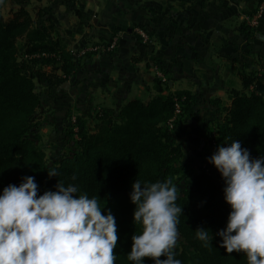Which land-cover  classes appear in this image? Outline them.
<instances>
[{
	"label": "trees",
	"instance_id": "16d2710c",
	"mask_svg": "<svg viewBox=\"0 0 264 264\" xmlns=\"http://www.w3.org/2000/svg\"><path fill=\"white\" fill-rule=\"evenodd\" d=\"M15 6L9 18L0 17V194L8 185L19 186L27 176L35 177L38 195L55 191L58 180L77 186V195L96 197L101 210L105 208L102 214L111 210L115 216V264H135L127 255L132 236L141 234L142 228L134 224L132 185L137 179L142 184L172 179L178 189L176 203L183 209L178 217L182 242L174 249L175 258L182 264H248L246 254H229L220 247L216 233L226 228L231 208L224 199V180L209 158L218 146L236 139L252 158L264 156V72L245 65L240 71L241 90L229 91L230 104L222 99L210 101L221 119L204 126L210 130L207 140L212 150L197 165L185 162L184 146L177 140L184 126L200 114L202 98L189 91L172 92L158 77L147 99L96 109L94 132L86 119L77 117L69 131L74 151L49 165L38 144L42 101L36 82L44 81L50 90L63 94L86 57L71 53L55 37L49 7L31 12L23 0H15ZM242 29L254 40L258 29L246 23ZM52 168L58 177L49 178L47 171ZM201 227L212 232L207 246L195 234ZM145 264L154 260L145 258Z\"/></svg>",
	"mask_w": 264,
	"mask_h": 264
},
{
	"label": "crops",
	"instance_id": "0c3cea01",
	"mask_svg": "<svg viewBox=\"0 0 264 264\" xmlns=\"http://www.w3.org/2000/svg\"><path fill=\"white\" fill-rule=\"evenodd\" d=\"M260 1L23 0L31 12L50 8L55 37L71 53L119 39L113 52L83 59L68 83L70 95L86 91L79 107L95 111L147 99L161 72L172 92L199 94L209 104L228 99L231 88L241 90L245 65L264 72V20L254 40L242 29Z\"/></svg>",
	"mask_w": 264,
	"mask_h": 264
},
{
	"label": "clouds",
	"instance_id": "9594fccd",
	"mask_svg": "<svg viewBox=\"0 0 264 264\" xmlns=\"http://www.w3.org/2000/svg\"><path fill=\"white\" fill-rule=\"evenodd\" d=\"M226 144L209 158L224 180V199L231 208L226 228L216 235L227 253H244L248 264H264V156L252 158L237 139ZM47 172L49 178L59 175L54 168ZM78 191L58 180L55 191L38 195L34 176L24 177L19 186L5 187L0 194V264H115V216L111 210L103 215L105 208L101 210L96 197L77 195ZM177 192L172 179L133 183L134 224L141 225L142 233L132 236L128 260L182 264L174 251L183 213ZM209 231L203 227L195 231L205 246Z\"/></svg>",
	"mask_w": 264,
	"mask_h": 264
},
{
	"label": "rangeland",
	"instance_id": "374dc122",
	"mask_svg": "<svg viewBox=\"0 0 264 264\" xmlns=\"http://www.w3.org/2000/svg\"><path fill=\"white\" fill-rule=\"evenodd\" d=\"M13 6L12 1L4 0V3L0 5V17L7 19L14 8ZM31 6L32 9L35 4ZM18 45L21 54H23V43L20 41ZM36 85L37 92L42 101V106L38 113L41 125L38 132L41 139L38 144L44 151L48 164L53 165L59 162L65 155L74 151L75 143L71 142L69 131L73 127L77 117L86 119L90 125L89 127H91V131L94 132L93 125L95 120L93 118L96 106H90V108H85L84 110L79 107L78 98L85 96V90L84 92L79 91V97H75L76 92L74 93L75 96H73L67 91L60 94L50 90L44 81L37 80ZM106 91V94L111 95L108 90ZM223 101L226 105L230 104L227 98ZM116 103L119 102L116 101ZM199 109L200 114L197 116V119L192 120L184 126L183 132L178 133L179 137L177 140L184 146L186 153L185 162L194 165L200 162L205 152L212 150V145L207 140L210 130L207 128L206 130L204 126L211 125L221 119L217 108L211 106L206 100H202ZM181 242L182 238L179 235L176 246L178 247Z\"/></svg>",
	"mask_w": 264,
	"mask_h": 264
},
{
	"label": "built area",
	"instance_id": "2783aa9c",
	"mask_svg": "<svg viewBox=\"0 0 264 264\" xmlns=\"http://www.w3.org/2000/svg\"><path fill=\"white\" fill-rule=\"evenodd\" d=\"M264 20V0H261L257 7L253 10V13L246 19V24L251 27L252 29H259L262 22ZM145 41L148 40V38L142 34ZM119 44V39L116 38L112 41V43L108 45H93L87 49H84L83 51L79 52V57H87L89 55H97L102 53H111L113 52ZM158 78L165 80L164 76L161 73L157 74Z\"/></svg>",
	"mask_w": 264,
	"mask_h": 264
},
{
	"label": "water",
	"instance_id": "95a60500",
	"mask_svg": "<svg viewBox=\"0 0 264 264\" xmlns=\"http://www.w3.org/2000/svg\"><path fill=\"white\" fill-rule=\"evenodd\" d=\"M64 88H68V85H65Z\"/></svg>",
	"mask_w": 264,
	"mask_h": 264
}]
</instances>
